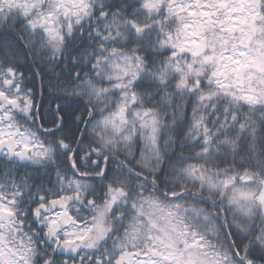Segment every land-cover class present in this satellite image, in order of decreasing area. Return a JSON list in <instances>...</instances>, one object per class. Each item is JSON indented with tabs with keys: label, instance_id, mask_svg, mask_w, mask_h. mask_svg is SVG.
<instances>
[{
	"label": "snow or ice",
	"instance_id": "1",
	"mask_svg": "<svg viewBox=\"0 0 264 264\" xmlns=\"http://www.w3.org/2000/svg\"><path fill=\"white\" fill-rule=\"evenodd\" d=\"M0 264H264V0H0Z\"/></svg>",
	"mask_w": 264,
	"mask_h": 264
}]
</instances>
